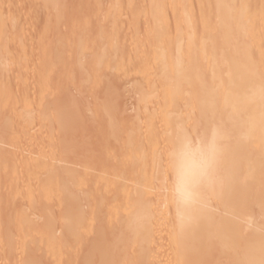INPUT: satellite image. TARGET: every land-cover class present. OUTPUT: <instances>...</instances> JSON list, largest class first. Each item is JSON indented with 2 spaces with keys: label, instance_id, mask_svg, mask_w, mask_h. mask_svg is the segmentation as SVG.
I'll return each mask as SVG.
<instances>
[{
  "label": "rangeland",
  "instance_id": "1",
  "mask_svg": "<svg viewBox=\"0 0 264 264\" xmlns=\"http://www.w3.org/2000/svg\"><path fill=\"white\" fill-rule=\"evenodd\" d=\"M0 1L2 2V4L0 2V21L2 22L0 29H3L2 32L5 35L2 34L3 37H0V154L1 151H10L7 154L12 156V160H9L12 163L15 159L19 160L20 156H23L24 159L22 160H26L28 156L37 157L41 153H44L48 158L58 156L62 157L63 160L60 162L61 164L59 163L60 168H71L77 172H75L76 177H72L70 180L56 177L57 179L59 178V181L56 179V182L55 179L48 180L43 175V172L47 171V166L41 165L37 168L35 167L34 172L32 171L30 174L31 177H27L26 181L27 179L28 181L24 182L22 178L12 179V173L14 172H11V168L13 169L14 164L8 160L7 165L3 163H7L6 160L0 162L1 165L2 163L4 164L3 166L0 165V192L2 191L0 193V243H2V246L0 245V264H16V260L19 261L20 259L25 260L28 258L36 264H85L88 258L90 260L86 264H107V260L111 256L117 258L114 264H125L122 260H128L131 254L132 259L130 258L128 261H132L131 264H140L141 257L136 251L138 247L134 249L131 242L128 244L130 237V240L138 239L139 237L133 238L129 235L128 229L126 232L124 228L127 227L126 224L134 217L132 214L133 217L131 219L130 213H125L127 208L128 212L133 211L131 209V203L135 200L131 198L136 195L135 192L133 195V190L139 191L141 188L147 189L143 188L144 186H152V182H146L145 184L142 182L141 185L143 184V187H141L139 178L137 177L140 174L138 173L139 170L141 171L144 168L141 164L145 160L146 162L152 161V159H148V155L151 157L153 154L149 149H145L146 145L143 146V143L145 144V142L152 139L156 141V138L158 141H163L157 147L163 151L164 156L166 154L164 152H167L166 150L168 148V141L165 140V135L171 132L168 130L170 118L179 120L181 130L183 129L193 133L206 132L210 128L209 125L211 123L216 122L217 124L222 117L220 105L217 102L218 99L214 98L212 101V97L207 93V95L197 98V102H189L187 99L180 98L184 97V95L174 94L173 91L177 89V86L170 87L167 85V87L166 85H161L162 81L159 84V81L156 79L155 82H151L152 73H157L152 64L142 66L143 68L138 67L139 69H133L134 67L130 69L129 57L132 56L131 54L134 52L140 54L144 49L142 41H144L143 37L145 39V25L147 21L145 20L144 22V19L142 20L141 18L144 14L151 11L150 0H146V3L148 2L147 5L143 3V0H136L137 3L135 5L138 7H135L137 9L135 11L142 21L136 18V20H131L132 23L128 21L126 6H120L119 9L122 11V14L111 13L112 0H52L51 4L44 2V0H29V2H26L28 0ZM174 6L175 4L165 2L159 7L164 16H170L171 22L168 25H165L166 23L155 25L151 30V35H158L160 37L163 35L162 37L165 38L169 35L172 43L169 45L166 42L161 44L167 50H171V48L175 49L176 46L181 45L185 55L202 56L203 54H208L210 58L212 57L208 59V64L212 63L213 65L217 61L219 65L220 61H222L221 53L224 52L226 54V52H229V50L225 49L228 46L227 42L233 41L234 38H239L238 36L224 38L222 35L226 27H224L218 17L220 15L223 18H228L233 14L231 9L232 0H219V2L215 0H200L193 2L191 7H189L190 13L185 16L187 18L181 20V25H183L180 41L177 40L175 35L176 22L172 18L174 15H180L182 13L177 11L178 8L174 9ZM256 11H258L257 4ZM257 25L260 26V20ZM234 26L232 23L227 29H233ZM117 29L121 30L118 31ZM127 30L131 31L130 36ZM127 35L128 38H126ZM4 37L5 39H2ZM135 38L134 44L133 41ZM125 40L128 41L126 42ZM137 40L139 41L136 42ZM114 41H116L115 45ZM129 41L136 48H133V45L131 46ZM140 41L143 47H140ZM262 41L263 39L261 38H256L255 40L256 43H261ZM124 43L126 46H124ZM5 50L7 53L4 54ZM240 50L242 53V50L244 51L246 48L241 47ZM146 54L150 53L147 51ZM139 56L137 57L139 58ZM137 57V61L143 58L140 56L137 59ZM20 59L25 62V65L24 62L20 65ZM18 62L21 66L20 68L18 67L21 73L17 69ZM128 63L129 65H126ZM39 68H42L43 71ZM125 68H128V70ZM200 69L206 77L213 74L212 71H218L216 68H214L215 70H210L205 67ZM39 70L42 71V74ZM40 78H43V80L36 81ZM24 80H28V84ZM147 80L149 81L148 83L146 82ZM200 88L201 86L197 85L191 88L183 87V92L189 91V89L195 91ZM191 94H193V91ZM188 97L190 96H186V98ZM155 116L157 117L156 122L153 121L155 124L147 125L145 120L149 117L155 118ZM208 122L210 123L208 124ZM151 128L159 131V134L146 138L143 134L150 132L152 130ZM155 145H157V141ZM155 145L154 147H156ZM139 147L140 149L143 147L145 149L144 151H146L144 153L148 156V158L146 156L143 162L141 156L144 157V154H142L143 151L142 153L141 151L139 152ZM159 149H156V151H159ZM160 153L159 151L157 154L159 155ZM158 155L154 153L152 157L155 158L156 156L157 158ZM0 158L2 157L0 156ZM149 164L147 166L148 168L146 167L145 169L147 171L150 167ZM132 166L134 169L133 173H131ZM151 168L153 167L151 166L150 170ZM13 170L15 171V169ZM56 171L58 172L57 174L61 173L60 170ZM135 172L138 173H136V177L138 178L137 182L139 185L135 184L137 183L135 182L136 180L133 181L135 182L133 184L137 187L140 186L138 187L139 189L132 186L130 184L131 181L128 180L129 178L131 180L133 179L131 176ZM129 174L131 175L128 178L127 175ZM54 180L57 185L53 182ZM10 181L12 182L9 183ZM160 182L163 185L165 184L164 187H166L164 190H161L162 193H169L171 186L170 180ZM124 185L135 188H127L129 189V191L127 190L128 193L132 191V194L130 193L132 195L131 197L128 194L126 197L121 192V188ZM29 187L33 189L30 190ZM80 187L85 188L80 189ZM78 189L80 190L78 191ZM73 190L74 193H72ZM152 191L150 192L154 195L156 192L154 190ZM74 198L75 200H73ZM30 199L32 200L31 202L29 201ZM33 199L36 201L34 202ZM163 209L166 210L165 208ZM33 213L37 216H34ZM215 213H221V211L216 209ZM126 217H129L128 222L125 220L127 219ZM167 218L169 216H166ZM66 219L68 220L67 222ZM256 221H260L258 211L256 212ZM50 222L52 223L50 224ZM72 224H75V229H73ZM29 225L33 227L31 226L30 229ZM157 229L160 231L159 229L161 228L157 226ZM71 233L76 235H72ZM62 234H65L64 237H66L64 238ZM5 238H7L6 241ZM63 238L67 243H65ZM33 240H35L34 244ZM100 241H102V244ZM134 241L132 242L134 243ZM167 243L164 245L166 249H162L159 251L160 253L156 254V256H159V260L161 257H166L164 260L161 259V262L159 261L160 264L162 260L163 263L165 262L164 264H173V261H175L173 254L169 256L173 251H169L171 247H167L169 245ZM104 245L105 249L103 247ZM128 245H131L133 248ZM93 247H95V251H93ZM97 247L98 249H96ZM167 248H169V252L166 251ZM32 250L33 253H31ZM103 250L105 252L108 251L109 257L105 255ZM13 251L16 255L13 254ZM25 251H29L30 253H23ZM100 251H103L101 253L102 255L99 253ZM89 252L90 257L87 255ZM63 254H65V257ZM126 255H130L128 259H126ZM91 256L94 257L91 258ZM229 256L231 255H226V258L223 256L226 260L222 257V261L224 260V262L221 263L224 264L225 261L227 262L229 260L227 263L233 264L234 261ZM44 257L45 259H43ZM209 257H205L200 264H213L212 258L216 259L215 256H212L211 259Z\"/></svg>",
  "mask_w": 264,
  "mask_h": 264
},
{
  "label": "bare ground",
  "instance_id": "2",
  "mask_svg": "<svg viewBox=\"0 0 264 264\" xmlns=\"http://www.w3.org/2000/svg\"><path fill=\"white\" fill-rule=\"evenodd\" d=\"M35 1H37V0H35ZM198 1H200V0H180V1L179 0H150L149 3L151 5V11L149 13L144 14L141 18L142 20L144 19L143 20L144 22H145V20L147 21V23L145 25V30H146V33L144 35L145 39L143 37L144 41H142V43L144 44L145 51L143 49L140 52V54H137L138 52L132 53L131 54L132 56L130 55L131 57H129V61H130L129 63L131 64L129 67H130V69L133 67H134L133 69H137L138 67L143 68L144 66H149L152 64V66L155 68L157 73H152L151 82H155V79H156L159 81V84H160V81H162L161 85H164V86L168 85L170 87L171 86H177V89H175L173 91L174 94L178 93V94L184 95V97H180V98L187 99L189 102L190 101L197 102V100H198L197 98H200L201 96H205V95H207V93L210 97H212V101L214 98L219 100V101L217 100V102L220 105V112H221L222 117L220 118L219 122H217V124H216V122L215 123L213 122L209 125L210 128L217 129L220 136H221V154H220L217 166H216L217 179H216L215 184L211 187V189L205 190V192H204V196H205L204 206H203L202 211L196 217V219L188 225L179 226L177 224L175 210H174V206H173L172 200L170 198V195L167 192H166L167 194L162 193L161 190H164L166 187H164L165 184L163 185V183L160 182V181H165V180H170V182H171V174L173 171V164H174V162L171 159V152H172L173 147H174V138H175L174 136L178 133V131L181 130L178 119H175V118H173V119L170 118L171 120L168 119L170 121L168 130H170L171 132L169 134L165 135V138H166L165 140L168 141V144H167L168 148L166 150L167 152H164L166 154H164V156H163V151H161L159 149V147H157V146H159L160 142L162 144L163 141H158V139L156 138L157 145H155L156 141H154V139L151 138L152 140L145 142V144L143 143V146L146 145L145 149L146 150L149 149L151 151V153L153 154V155L151 154L152 156H154V153L156 155H158L157 153L159 151L162 154L160 153L157 156L158 159L156 158V156L154 158L152 156L150 157V155H148L149 156V158H148L147 154L144 153V152H146V151H144L145 149L143 147H142V149H140V147H139V149H140L139 152L141 151V153H142V151H143L142 154H144V157L138 154L139 156H141L143 158L142 162L146 159V156L148 159H152V161L146 162V160H145V162H143L141 164V165H143L144 168L141 169V171L139 169H136V170H139V172L138 171L137 172L140 174H138L137 172H135V174H132V176H131L133 178L132 180L129 178L131 174L127 175V177L129 178L128 180L131 181L130 184H132V186H134L133 183L137 182L138 178H139L138 180L140 181V183H139L140 185L142 182H144V184L146 182H152L151 183L152 186L148 185L146 187L145 186L143 187V184L141 185V187L147 188V189H142V188L139 189L138 187H140V186H138V187L134 186L136 189H139V191L136 190L139 193L133 190V195H134V192L136 193V195L133 196L134 198L133 197L131 198L135 201L132 202L133 204L130 202L132 205L131 209H133V211L128 212V210H127L128 208L125 210V213H130L131 217L130 216L129 217L131 219L133 216L134 217L132 220L129 219L130 222L127 221L129 217L128 218L126 217L127 219H125V220L128 223L126 224L127 227L124 225L126 227V228H124V231L126 229V232H127V229H128L129 235H131L133 238L139 237L138 239H134L135 241L132 239L130 240V238H131L130 237L128 240L129 241L128 244H130V242H131L132 243L131 245L134 246V249H135V247H138V249L136 248V251L139 253V255L141 257L140 264H158L161 259L164 260V258H166V257L160 256L161 258L159 260V256H156V254L160 253L159 252L160 250L166 249V248H164V245H166L167 239H169L168 243H167V245L168 244L169 245L167 247L170 246L172 250L167 248L166 251H168V249L171 252L173 251V253L170 252L171 254L170 255L168 254V255L172 256V254H173V256H175L174 257L175 261H173L174 262L173 264H200V262L205 257H209V256H210L209 257L210 259L212 258V256H215L216 259L212 258L213 264H223L221 262H224V260H226L225 259L226 255H231V256H229V258L231 257V260L234 261V263H233L230 260V262L233 264H264V0H232L231 9H232L233 14L228 18H223L220 15H218V17L221 20V23H223V25H224V27H226V29L232 23L235 25L233 29H227V30L225 29V32L224 33L222 32L223 33L222 36L224 38H229L230 36H234V37L238 36L239 37V38H234L233 41L231 40V41L227 42L228 46L225 49L229 50V52H226V54L224 52L221 53L222 61H220L219 65L217 64L218 63L217 61L213 65L211 62H210L211 64H208V61H209L208 59L210 58V56L208 54L207 55L203 54L202 56L201 55L200 56L199 55H191V56L185 55L184 49L181 45L176 46L175 49L171 48V50H167L161 44H164L166 42L169 45L170 43H172V41L169 38V35H167L166 38L162 37L163 35L161 37L158 35L157 36L151 35V30L155 25H159L160 23H166L165 25H168L171 22L170 16L169 17L164 16L162 11L159 9V7H161L163 3L170 2V4L171 3L175 4V6H174L175 8L173 7L174 9L178 8L177 11H179V13H182L180 15H174V17L172 18L173 21L176 22L175 35L177 37V40L180 41V38H181L180 34L182 31V25H183V24L181 25V20L187 18L185 16H187L190 13L189 7H191V4L193 2H198ZM215 1L219 2V0H215ZM26 2H29V0ZM44 2L51 4L52 0H44ZM57 3H58V1H57ZM108 3H110V2H108ZM136 3H137L136 0H112V2H111V8H112L111 13L112 14H122V11H120L119 8H120V6H126V8H127L126 15L128 17L129 22H131V20L132 21L136 20V18L138 20L142 21L140 19V16L137 15V13L135 11V9L138 7V6L136 7V5H135ZM143 3L147 5L148 2L146 3V0H143ZM1 4H2V2H1ZM256 4L258 6V11H256ZM259 20H260V26L257 25ZM12 22H13V20H12ZM12 22H10V23H12ZM0 24L2 25V22ZM180 25H181V28H180ZM25 27H26V25H25ZM224 27L222 26V28H224ZM0 30H1L0 37H3L2 36V34H3L2 30L3 29H0ZM117 30H116V32H117ZM120 30H118V31H120ZM220 31H221V29H220ZM128 32H129L128 35L130 36L131 31L127 30V33ZM19 35H21V34H19ZM128 35L126 38H128ZM133 35H135V34H133ZM9 36H11V35H9ZM123 37H122V39H123ZM137 38L139 39V37H137ZM256 38H261V39H263V41L261 43H256L255 42ZM2 39H5V37ZM135 40H136V38L133 41L134 44H135ZM139 40H141V39H139ZM139 40H137L136 42H138ZM130 41H129V43H130ZM115 42L116 41H114V45H115ZM120 43H121V41H120ZM139 43L141 45L140 47H143L142 46L143 44H141V41ZM132 45L133 44H131V46ZM121 46H122V43H121ZM121 46H120V48H121ZM124 46H126L125 43H124ZM3 47H4V45H3ZM134 47L135 46L133 45V48ZM138 47H139V45H138ZM239 47L240 48L244 47V48H246V50H244V51L242 50V53H241V50ZM123 49H122V51H123ZM150 50H152V51L150 52ZM147 51L150 54H146ZM5 53H7L6 50H5L4 54ZM125 54H126V51H125ZM139 55L141 56V58L142 57L143 58L141 60L137 61L136 57ZM140 56H139V58H140ZM17 58H19V57H17ZM24 58H27V57H24ZM139 58L137 57V59H139ZM218 58H220V57H218ZM133 59H134V61H133ZM214 60H216V59H214ZM211 61H213V60H211ZM19 62H20V65H22L21 63L24 61L20 59ZM19 62L17 63V69H18V67L19 68L21 67L19 65ZM117 62H118V60H117ZM126 62H127V60H126ZM41 63H42V61H41ZM129 63L126 65H129ZM24 65H25V62H24ZM42 65H43V63H42ZM23 66H22V68H24ZM56 66H57V64H56ZM202 67H205V68L210 69V70H212V69L215 70L214 68H216L218 71L217 72L212 71L213 74L206 77L200 69ZM122 68H124V67H122ZM172 68H174V69H172ZM39 69L42 70V68H39ZM125 69L128 70V68H125ZM20 71L21 70L18 69V72H20ZM31 71H29V72H31ZM42 71L39 70V72H41V74H42ZM39 72H37V73L39 74ZM5 73H6V71H5ZM41 79L43 80V78H40L38 80L35 79V80L41 81ZM26 81L28 84V80H26ZM26 81L24 80V82H26ZM146 82L148 83L149 81L147 80ZM165 83H167V84H165ZM15 84H16V82H15ZM24 85H26V84H24ZM196 85L201 86V88L199 90H195V91L192 89H189V91L187 90V91L183 92V87L191 88V87L196 86ZM47 89H49V88H47ZM192 91H193V94H191ZM23 93H25V92H23ZM43 93H45V92H43ZM27 95H28V93H27ZM186 96H190V97L186 98ZM192 96H193V98H192ZM41 97L43 98V96H41ZM177 98H178V96H177ZM65 106H63V107H65ZM153 113H155V112H153ZM154 115H156V113ZM156 116H155V118L154 117L147 118L145 120L146 124L147 125H150L152 123L155 124L154 122H156V118L158 117V116L157 117ZM213 117H214V115H213ZM209 123L210 122H208V124ZM18 133H19V131H18ZM14 134L16 136L15 132H14ZM158 134H159V131H157L156 129L153 128L152 130H150V132H148V133L146 132L143 135H145V137L147 138V137H150L152 135L155 136ZM143 135H142V137H143ZM143 142H144V140H143ZM40 144H41V141H40ZM154 145L156 147H154ZM137 148H138V146H137ZM46 149H48V148H46ZM156 149H159V151H156ZM162 149H163V147H162ZM7 152L1 151L0 156L2 158H0V160H2V161H0V162H3L5 160H6V162H7V160L8 161L12 160V158H11L12 156L7 154ZM10 154H12V153H10ZM25 154H26V152H25ZM12 155H14V154H12ZM22 159H24L23 156H20V159L19 160L15 159L16 161L14 160L13 163L11 161H9L12 164H14V166H15V168L13 166V169H15V171L10 166L11 172L12 171L14 172V173H12L13 174L12 179H19V178L21 179L22 178L25 182L27 177H29V178L31 177L30 174L32 173L34 168L35 167L37 168L41 165L47 166V171L43 172V175H45L48 180H53V179L56 180L57 179L56 177H62L64 179L70 180V178L76 177L75 176L77 173L76 170L74 171L71 168H66V167L60 168L59 167V163L63 161L62 157L57 156V157L48 158L44 153L43 154L41 153V154H38L37 157L28 156V158L26 157V160H22ZM138 159H139V157H138ZM3 163L6 165L8 164V162L7 163L3 162ZM3 163H2V165L0 163V165L3 166L4 165ZM148 163H150L149 164L150 167L151 166L153 167V168H151V170L149 167L150 171L145 170L146 167L148 166ZM0 169H1V167H0ZM40 169H42V168H40ZM56 170H60L61 173L57 174L58 172ZM6 172H8V171L6 170ZM133 172H134V169L132 166L131 173H133ZM136 173L138 174V176H137L138 178L136 177ZM14 174H15V176H14ZM8 175H9V173H8ZM139 175H140V177H139ZM41 177H43V176H41ZM134 178H136V179H134ZM8 179L10 180V178H8ZM55 180L53 181L54 183H56L57 180L59 181V178L56 180V182H55ZM27 181H28V179H27ZM36 181H38V180H36ZM133 181H135V182H133ZM11 182L12 181H10L9 183H11ZM73 182H75V181H73ZM16 183H17V181H16ZM48 183H50V182H48ZM41 184H42V182H41ZM78 184H79V182H78ZM135 184L139 185L138 182ZM12 185H13V183H12ZM56 185H57V183H56ZM75 185H77V184H75ZM132 186H131V188H133ZM47 187H48V185H47ZM81 188H83V187H80V189ZM123 188L125 191L123 190ZM127 188L131 189L130 186L127 187L125 185H124V187L121 188V192H123L125 196L127 194L130 195V193L132 192L131 191L128 193L129 189H127ZM135 188H133V189H135ZM6 189H9V188H6ZM29 189H30V187H29ZM32 189H30V190H32ZM80 189H78V191ZM140 190H142V191L140 192ZM152 190H154L156 192L154 195H152L153 194ZM62 191H63V189H62ZM150 191H152V192H150ZM40 192H42V191H40ZM22 193H23V190H22ZM30 193H32V192L30 191ZM57 193L59 194V192H57ZM72 193H74V190ZM27 194H29V193H27ZM61 194H62V192H61ZM75 194H76V192H75ZM117 194H118V192H117ZM120 196H122V195L120 194ZM131 196L132 195H130V197ZM17 197H20V196H17ZM11 200H13V199H11ZM24 200H26V199H24ZM50 200L52 201V199H50ZM73 200H75V198ZM29 201L31 202L32 200L30 199ZM35 201L36 200H34V202ZM44 201H46V200H44ZM41 203H42V201H41ZM115 203H117V202H115ZM37 204H36V206H37ZM60 205H61V203H60ZM163 208H165L166 210H164ZM216 209L221 211V213H215ZM66 211H69V210H66ZM71 211H73V210H71ZM80 211H82V210H80ZM257 211L259 212V215H260V221H256V212ZM44 214H45V212H44ZM77 214H79V213H77ZM132 214H133V216H132ZM33 215L37 216L34 213H33ZM41 215H43V214H41ZM71 215H69V216H71ZM34 216H32V217H34ZM166 216H169V218L166 219ZM25 220H27V219H25ZM67 221L68 220L66 219V222ZM51 223L52 222H50V224ZM9 225H11V224H9ZM74 225L72 226L73 229H75ZM31 226L29 225V228ZM34 226H35V224H34ZM157 226L161 228V229H159L160 231H158ZM55 227H57V226H55ZM58 227H59V225H58ZM57 228H55V229H57ZM8 229H9V227H8ZM50 230H51V228H50ZM77 232H79V231H77ZM49 234H50V232H49ZM77 234H79V233H77ZM64 235H63V237H64ZM72 235H76V234H72ZM22 238L24 239V237H22ZM30 238H32V237H30ZM64 238H63V240H64ZM6 239L7 238H5V241H6ZM60 239H62V238L60 237ZM101 240H102V238H101ZM1 241H3V240H1ZM18 241H17V243H18ZM34 241L35 240H33V244H34ZM132 241H134V243ZM101 242L102 241H100V243ZM125 242H126V240H125ZM4 243H6V242H4ZM65 243H67V242L65 241ZM1 244L2 243H0V245ZM157 244H159V245H157ZM131 245L130 246L128 245V246L132 247ZM94 246L96 247V245H94ZM106 246H107V244H106ZM64 247H65V245H64ZM95 247H93L94 248L93 251H95ZM103 247L105 249V245ZM123 247H125V246H123ZM90 248H91V246H90ZM108 248H109V245H108ZM96 249H98V247ZM5 250H6V248H5ZM56 250H58V249H56ZM62 250H64V249H62ZM71 250H74V249H71ZM2 251H3V249H2ZM132 251H133V249H132ZM26 252H29V251H25L23 253H26ZM102 252L100 251L99 253L101 254ZM107 252L108 251H106V252L104 251L105 255H108V257H109V254ZM31 253H33V250ZM13 254L16 255L15 252ZM27 255H29V254H27ZM71 255L74 256L73 254H71ZM87 255H89L88 257H90V252H89V254L87 253ZM87 255L85 254L86 257H87ZM92 255H94V254H92ZM18 256H19V254H18ZM18 256H17V258H18ZM63 256L65 257V254H63ZM129 256L130 255H128V256L126 255V259H128ZM131 256H132V254H131ZM131 256L129 257V259L131 258ZM162 256H163V254H162ZM93 257L91 256V258H93ZM222 257L224 259L223 261H222ZM232 257L234 258V260ZM31 258H32V256H31ZM171 258H173V257H171ZM33 259H35V258H33ZM43 259H45V257ZM83 259H84V257H83ZM88 260H90V258H88ZM88 260H86V261L89 262ZM128 260H126V261L122 260V261L125 264H131L132 261H128ZM163 260H162V263H163ZM73 261H74V259H73ZM86 261H84V262H86ZM116 261H117V258L111 256L110 259L107 260L108 263L107 262L106 263L107 264H114ZM18 262H19V264H27V263L28 264L29 263L36 264L34 262H31L29 258L25 259V260L20 259L19 261L18 260L15 261L16 264ZM37 262H38V260H37ZM227 262H229V260ZM227 262L225 261V263H227ZM91 264H93V263H91ZM100 264H102V263H100ZM227 264H229V263H227Z\"/></svg>",
  "mask_w": 264,
  "mask_h": 264
},
{
  "label": "clouds",
  "instance_id": "3",
  "mask_svg": "<svg viewBox=\"0 0 264 264\" xmlns=\"http://www.w3.org/2000/svg\"><path fill=\"white\" fill-rule=\"evenodd\" d=\"M174 137L169 195L177 224L185 226L192 223L202 211L204 192L216 182L221 136L217 129L209 128L202 133L182 129Z\"/></svg>",
  "mask_w": 264,
  "mask_h": 264
}]
</instances>
